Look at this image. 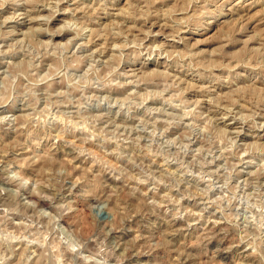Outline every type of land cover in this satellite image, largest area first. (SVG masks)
Instances as JSON below:
<instances>
[{
  "label": "rangeland",
  "instance_id": "obj_1",
  "mask_svg": "<svg viewBox=\"0 0 264 264\" xmlns=\"http://www.w3.org/2000/svg\"><path fill=\"white\" fill-rule=\"evenodd\" d=\"M0 264H264V0H0Z\"/></svg>",
  "mask_w": 264,
  "mask_h": 264
}]
</instances>
